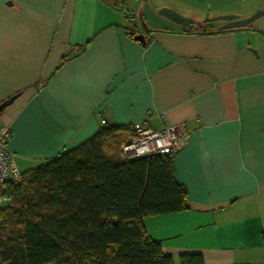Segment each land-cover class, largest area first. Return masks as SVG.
<instances>
[{
  "label": "crops",
  "instance_id": "0c3cea01",
  "mask_svg": "<svg viewBox=\"0 0 264 264\" xmlns=\"http://www.w3.org/2000/svg\"><path fill=\"white\" fill-rule=\"evenodd\" d=\"M128 17L123 0H0V104L19 94L0 128L18 171L103 127L185 123L173 168L188 208L145 218L148 235L175 264H264V30Z\"/></svg>",
  "mask_w": 264,
  "mask_h": 264
},
{
  "label": "trees",
  "instance_id": "16d2710c",
  "mask_svg": "<svg viewBox=\"0 0 264 264\" xmlns=\"http://www.w3.org/2000/svg\"><path fill=\"white\" fill-rule=\"evenodd\" d=\"M131 135L132 126L103 127L0 191V264H175L144 219L186 210V189L175 181L174 155L125 160L120 146ZM178 264L204 261L183 254Z\"/></svg>",
  "mask_w": 264,
  "mask_h": 264
},
{
  "label": "rangeland",
  "instance_id": "374dc122",
  "mask_svg": "<svg viewBox=\"0 0 264 264\" xmlns=\"http://www.w3.org/2000/svg\"><path fill=\"white\" fill-rule=\"evenodd\" d=\"M127 10L134 18L131 26L139 30L149 25H158L166 20L158 15L159 10L170 11L176 20H186L192 25L215 26L223 25L213 19L223 15H236L240 19L247 18L254 13L264 10V0H123ZM141 13V16L139 15ZM252 26L264 30V15L252 23ZM264 36V31L259 32ZM122 146V144H121ZM120 146V152H121ZM122 155V154H121ZM123 157V156H122Z\"/></svg>",
  "mask_w": 264,
  "mask_h": 264
},
{
  "label": "built area",
  "instance_id": "2783aa9c",
  "mask_svg": "<svg viewBox=\"0 0 264 264\" xmlns=\"http://www.w3.org/2000/svg\"><path fill=\"white\" fill-rule=\"evenodd\" d=\"M128 20L134 22L133 17H128ZM189 134L185 123L153 130L146 122H138L132 126L130 139L122 144L121 154L125 160L150 155H175L187 143ZM10 138L11 131L7 128H0V191L5 190L7 185H18L22 177L17 169L14 155L7 149ZM4 199L0 197V203Z\"/></svg>",
  "mask_w": 264,
  "mask_h": 264
},
{
  "label": "water",
  "instance_id": "95a60500",
  "mask_svg": "<svg viewBox=\"0 0 264 264\" xmlns=\"http://www.w3.org/2000/svg\"><path fill=\"white\" fill-rule=\"evenodd\" d=\"M158 15H160L161 17L166 18L172 22H175L179 25H182V26L192 25L190 22H188L186 20L182 21V20H176V19L172 18L170 11H168V10H159ZM262 15H264V10L258 11L256 13H254L253 15H251L247 18H244V19H240L238 16L230 14V15H223V16L216 17L213 20L224 22V24L222 26H220L218 28V30L219 31H225V30H231V29L251 28L252 23L255 20H257L259 17H261ZM135 40L140 42L142 45L145 44V38L142 34L137 35L135 37ZM252 51L254 53H256L254 50H252ZM11 101H12V99H11ZM8 103H3L2 105H0V109L4 108L6 106V104H8Z\"/></svg>",
  "mask_w": 264,
  "mask_h": 264
},
{
  "label": "flooded vegetation",
  "instance_id": "af4514ba",
  "mask_svg": "<svg viewBox=\"0 0 264 264\" xmlns=\"http://www.w3.org/2000/svg\"><path fill=\"white\" fill-rule=\"evenodd\" d=\"M222 23H224V22H222ZM209 24H210V23H207V24H205V25H202V27L208 29L207 25H209Z\"/></svg>",
  "mask_w": 264,
  "mask_h": 264
}]
</instances>
